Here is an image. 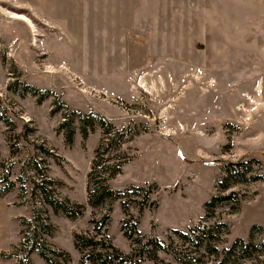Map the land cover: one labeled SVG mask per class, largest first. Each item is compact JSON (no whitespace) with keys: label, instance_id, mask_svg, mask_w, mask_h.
I'll return each instance as SVG.
<instances>
[{"label":"rangeland","instance_id":"obj_1","mask_svg":"<svg viewBox=\"0 0 264 264\" xmlns=\"http://www.w3.org/2000/svg\"><path fill=\"white\" fill-rule=\"evenodd\" d=\"M87 1L99 9L63 33L0 0V264H45L39 246L80 264L75 236L96 234L127 264H264V9ZM101 159L120 172L91 207Z\"/></svg>","mask_w":264,"mask_h":264},{"label":"trees","instance_id":"obj_2","mask_svg":"<svg viewBox=\"0 0 264 264\" xmlns=\"http://www.w3.org/2000/svg\"><path fill=\"white\" fill-rule=\"evenodd\" d=\"M101 161L104 165L101 164ZM101 165L102 168L98 170ZM97 170L100 172L109 171L110 173L109 175H105L106 178H100L101 176H99L100 179L95 183L94 175ZM119 172L120 164L116 165L115 167H109V165H105V161H103V159L99 161L94 160V164L92 165V169L88 175V204L91 207L98 206L106 198L112 197V191H110L108 187L103 184L109 178H113L119 174ZM38 189L41 190L40 187H38ZM215 200L216 198L213 199V201ZM47 203L54 210H61L68 218H72L74 215V213H70V210L67 207L53 199L48 200ZM210 204L211 203L206 204V207H208ZM218 227H223V225H218ZM190 233L191 234L186 235L185 233L174 231V234L180 239L188 240L190 236H193L194 239L199 238L194 230ZM134 236L139 238L136 226L132 227L131 234H125V237L135 244L136 240L134 239ZM150 242L151 241L147 240V243ZM155 243L158 244V242ZM240 244H243V241L238 239L234 242L233 246L237 247V245ZM74 247L81 254L80 264H115V262H117L116 264H127L131 257L128 254L121 253L115 247L107 243V241L98 238L97 234L92 236H75ZM43 248V246L36 247L37 253L45 264H67L68 256L65 253L55 251L49 247L45 249L48 251V253H46Z\"/></svg>","mask_w":264,"mask_h":264},{"label":"crops","instance_id":"obj_3","mask_svg":"<svg viewBox=\"0 0 264 264\" xmlns=\"http://www.w3.org/2000/svg\"><path fill=\"white\" fill-rule=\"evenodd\" d=\"M158 1V4L160 6H163L164 8L168 5V8L170 9H178L182 8L183 4L181 2L186 1L187 3L190 2L191 0H152V2ZM224 1V0H223ZM232 0H230L231 3ZM254 2H248V0H235L237 4L234 5L235 10H241L247 11V10H263L264 9V0H253ZM170 2V4H168ZM248 2V3H247ZM105 3V6L101 5L100 9H103L106 7V10L109 9H119L120 11H135L141 8V0H116L115 2H110ZM30 8L42 19L47 24H53L57 25L59 27H62L63 33L69 32L70 28L73 27L74 24L77 26L79 25L80 21L82 22L84 18L87 17V14L90 10L93 8H98L97 5H93L90 1L87 0H29ZM177 5V6H176ZM176 6V7H175ZM79 11H81V15H79ZM78 12V16H77ZM167 18V16H166ZM244 23H248L247 18H242ZM241 33V31L237 28L235 37L237 38V33ZM62 33V34H63ZM238 39V38H237ZM235 41H237L235 39ZM141 41H138L137 43L135 42L132 45L133 50L136 52L138 51V45H140ZM143 47H146L145 45ZM147 48V47H146ZM148 52H150L148 50ZM229 56L232 57L230 58V62H234L235 67H243L245 64H251V62L248 63L247 58L248 56L245 54H239L238 52H235L232 54L231 52L229 53ZM64 65V64H63ZM65 67V66H64ZM144 72H147L148 70H142ZM139 71L138 73H140ZM143 72V73H144ZM129 88V87H128Z\"/></svg>","mask_w":264,"mask_h":264},{"label":"bare ground","instance_id":"obj_4","mask_svg":"<svg viewBox=\"0 0 264 264\" xmlns=\"http://www.w3.org/2000/svg\"><path fill=\"white\" fill-rule=\"evenodd\" d=\"M10 16H11V18L16 19V20H22V21L28 22L34 29L33 24L25 16H20V15H17V14H11Z\"/></svg>","mask_w":264,"mask_h":264}]
</instances>
